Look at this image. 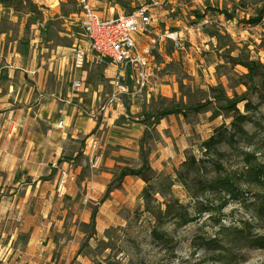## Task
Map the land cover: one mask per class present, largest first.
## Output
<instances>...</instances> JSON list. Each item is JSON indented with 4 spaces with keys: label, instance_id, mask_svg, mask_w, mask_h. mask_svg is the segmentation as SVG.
Returning a JSON list of instances; mask_svg holds the SVG:
<instances>
[{
    "label": "rangeland",
    "instance_id": "rangeland-1",
    "mask_svg": "<svg viewBox=\"0 0 264 264\" xmlns=\"http://www.w3.org/2000/svg\"><path fill=\"white\" fill-rule=\"evenodd\" d=\"M42 2L25 0L24 8L14 10L0 0V69L4 68L0 76V264H264L263 187L243 184L244 197L226 205L216 195H207L200 200L222 210L179 227L173 220H155L145 212L142 196L147 184L142 178L118 179L124 168L142 167L143 139L155 175L171 176L176 183L171 194L192 211L195 201L176 180V172L189 156L216 161L233 175H243L249 164L264 167V0H164L153 10L155 22L149 28L155 48L148 76L140 83L130 76L123 79L127 91L116 102H111L119 91L112 83L116 70L108 63H88L86 74H81L84 91L73 89L70 62L75 36L82 33L74 16L80 11L76 0L59 5ZM92 3L100 11L117 7L128 13L149 4L147 0ZM167 31L178 33L179 47L166 38ZM149 42L141 38L142 47ZM32 63H43L47 77L42 87L34 80L38 77L29 73ZM10 71L14 81L24 82L11 93ZM221 95L244 100L237 110L248 118L242 125L245 135L232 125L237 111L218 101ZM53 104L64 105L67 124L63 154L53 162L68 163L70 170L79 172L75 185L80 190L77 201L84 197L83 204L59 195L57 173L25 178L20 183L32 189L13 191L19 180L14 179L15 173L23 170L27 159L50 155V149L40 155L29 140L44 136V148L59 131L60 117L48 118ZM198 104L205 106L199 113L172 115L159 122L143 119L176 105ZM71 115L77 118L67 123ZM218 128L227 143L219 154L203 156L201 144ZM92 136L99 142L93 162L83 153ZM51 164L45 167L52 169ZM103 178L110 180L111 193H117L123 205L113 208L110 223L99 224L93 215H98L110 195H106L109 188L99 189ZM155 198L154 209L164 210L165 199ZM161 236L168 241L163 244Z\"/></svg>",
    "mask_w": 264,
    "mask_h": 264
},
{
    "label": "trees",
    "instance_id": "trees-1",
    "mask_svg": "<svg viewBox=\"0 0 264 264\" xmlns=\"http://www.w3.org/2000/svg\"><path fill=\"white\" fill-rule=\"evenodd\" d=\"M1 3L6 8L18 10L24 8L25 0H1ZM262 13L264 14V8L262 9ZM258 21L259 19L251 23H257ZM246 67L249 69L250 74L254 73L252 67ZM217 100L225 101L227 108L237 111L232 125L237 128L239 134L245 135L246 131L242 125H244L248 118L237 110V105L244 100H231L225 95L218 96ZM204 107L202 104L194 106L176 105L156 114H147L143 119L144 121L159 122L172 115H185L193 112L199 113ZM141 143L140 151L144 159L142 167L138 170L124 168L118 179L119 181H123L128 176H135L144 180L147 184L142 196L145 201V212L155 220L166 218L169 221H175L179 227H185L195 222L202 214H214L222 210V206H215L211 201L204 202L200 200L207 195H216L215 199L220 201V203L224 202V205H226L230 200H239L244 197L246 192L241 188L243 184H256L264 188V167L249 164V169L243 175H233L227 172L216 161L204 160L197 156H189L183 163L182 170L176 172V180L186 188L192 200L195 201V205L192 211H190L188 207L176 200L171 194L170 190L176 184L173 182L172 177L164 176L163 174L159 176L155 175L146 156L143 139ZM225 143H227L225 133H223L221 128L216 129L214 134L201 144L203 156L219 154V149ZM209 163H211V166H208ZM112 187L113 185L109 187L108 193L112 192ZM156 195H160L165 199L164 210L159 208L156 211L154 206H152V203L156 202ZM93 219L95 223L94 215ZM160 240H162L163 244L168 241L162 236Z\"/></svg>",
    "mask_w": 264,
    "mask_h": 264
},
{
    "label": "built area",
    "instance_id": "built-area-1",
    "mask_svg": "<svg viewBox=\"0 0 264 264\" xmlns=\"http://www.w3.org/2000/svg\"><path fill=\"white\" fill-rule=\"evenodd\" d=\"M67 1L57 0L59 4ZM92 1L76 0L80 11L74 16L82 30L83 39L75 45L71 58L73 89H84V81L81 76L77 79V74H82L88 63H108L116 70L112 83L119 91L111 98V102H116L120 100L119 96L127 91L121 85L123 79L130 76L140 83L148 76L153 60L152 50L155 48V41L150 39L149 28L153 27L155 22L153 10L163 5L164 0H147L148 5H141L130 13L117 7V10L111 8L105 12L100 11ZM166 33V38L179 47L181 38L178 33ZM141 38L149 39V44L142 47ZM163 40H166L165 37ZM58 127L62 129L63 123ZM98 149L99 142L92 137L86 141L83 153L93 162L97 158ZM66 179L68 176H62V186Z\"/></svg>",
    "mask_w": 264,
    "mask_h": 264
},
{
    "label": "crops",
    "instance_id": "crops-1",
    "mask_svg": "<svg viewBox=\"0 0 264 264\" xmlns=\"http://www.w3.org/2000/svg\"><path fill=\"white\" fill-rule=\"evenodd\" d=\"M42 1L43 0H41V2ZM54 1L56 2V4L59 5V2H57V0H51V3H53ZM45 2H47V1H45ZM36 3H39L40 5L44 4V2L40 3L39 1H36ZM103 11L105 12L108 10H103ZM82 39H83L82 33L80 34V36H75L76 45L79 44ZM0 40H2V37H0ZM36 41H40V40L37 39ZM48 44H50V43L48 42ZM59 49L61 50L62 48H59ZM61 51H63V53H64V49ZM67 65H69V62L67 63ZM64 67H66V65H64V60H63L62 68H64ZM43 68H44L43 63H41L40 65L38 63H36L35 66H33V63H32V64H30V67H29V69H30L29 73H31V75L38 77V78H34V80L37 79L38 85L40 87H42L43 78L47 77V74L44 75L45 72H44ZM3 69H4L3 67H2V69H0V76H1V72H2L1 70H3ZM68 71H69V67H68ZM9 73H8L7 79L9 82L8 85H9L10 93H11L12 90H17L18 87H23L24 82L21 79L14 81L13 80V71H10ZM84 74H86V72H84ZM22 75H24V74H22ZM80 76H81V74L78 73L77 79H79ZM84 78H83V80H85ZM72 80H73V74H72V65H71V82H72ZM84 89H85V82H84ZM84 89L79 90L78 92H83ZM75 91H77V90H75ZM55 116L60 117V119H59L60 121L56 124V127L58 128V125L60 123H63V127H62V129L59 128V131H56L53 136H50V139L48 141L47 146H45L43 148L41 145V143L45 139L44 136L37 135V136H34V140H32V141L29 140V142L33 143L34 146L38 149L40 155H41L42 151L49 152V151H47L48 149L51 150V152H49L50 155L46 154V156L42 160H40L37 156H32L30 158V160L27 159L25 166L23 167V170H20L19 172L15 173L14 179L16 177H19V180H18V183L14 186L13 191H15V189H17V188H18V190H21L24 188L27 190L32 189V185L20 183V182H23V180L25 178H28V177L34 178V177H37V176L43 175V174H45L47 176H51V175L53 176V174L57 173V174H55L57 184H58V182H61L60 179H62V176H68V179H66V182L63 186L60 183V188H62V190H61V194H59V195L64 196V194H67V195H69V197L73 198V201H76L78 204H83V198L84 197H82V199H79L77 201V197L79 195L80 190H79L78 186L75 185V180L77 179L79 172L74 171L73 169L70 170L68 163L63 162L60 165H58L57 162H55V163L53 162V159L60 160V157L62 156L63 151H64V129H66V127H67V124L64 121V105H54L53 104V106H51L48 118L50 120V119L55 118ZM75 118H77V115H71L70 117H68L67 123H69V120H75ZM82 118H85V117H82ZM76 130H77V127H76ZM75 132H77V131H75V129H74L73 133H75ZM92 137H94V136H92ZM92 137H90V138H92ZM53 145L55 148V153L53 152ZM31 152H32V147H29L28 154H31ZM46 164L47 165L51 164L52 169L45 167ZM53 169L56 170V172ZM104 175H102V176H104ZM33 181H35V180H33ZM109 185H110V180H107L106 178L101 179L100 184H99L100 191H107V189L109 188ZM45 187L48 189V186L43 185L44 189H45ZM106 195H109L108 191L106 192ZM117 198H118L117 193H110L108 199H106L103 202L102 208L100 209L98 215H96V214L94 215L95 220H97V222H99V224L106 222V220H107V222L110 223L112 220L111 218L115 216L113 208H116V206H119V205H123V203L121 204L118 202L120 200ZM111 210H113L112 213H111ZM30 253L34 254V252H32V251H30ZM63 254H64V247H63Z\"/></svg>",
    "mask_w": 264,
    "mask_h": 264
}]
</instances>
